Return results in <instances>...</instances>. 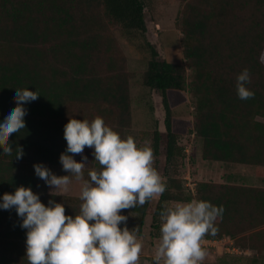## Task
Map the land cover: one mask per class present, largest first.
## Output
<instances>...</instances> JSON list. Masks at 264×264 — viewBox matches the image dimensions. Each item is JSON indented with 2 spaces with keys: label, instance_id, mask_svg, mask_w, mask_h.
<instances>
[{
  "label": "trees",
  "instance_id": "obj_1",
  "mask_svg": "<svg viewBox=\"0 0 264 264\" xmlns=\"http://www.w3.org/2000/svg\"><path fill=\"white\" fill-rule=\"evenodd\" d=\"M181 1L186 64L161 58L147 39L142 0H0V116L15 105L14 88L39 92L25 105L26 127L9 137L13 152H0V195L30 185L45 204L65 198L39 192L33 164L43 162L55 174L54 167L64 170L59 156L66 149L63 132L69 118L102 117L122 136L131 126L129 79L134 74L127 68L116 26L141 38L150 53L143 83L162 97L168 164L184 155L180 134L192 131L203 139L205 159L264 165V0ZM244 68L251 77L247 86L255 92L246 100L235 87ZM189 92L196 98L191 123L174 114ZM161 135L154 131L155 154ZM19 147L24 155L17 160ZM84 154V170L99 168L91 148L86 146ZM74 158L79 161L81 155ZM173 186L180 187L179 181L166 183L156 213L165 200L184 199L179 191H170ZM187 199L224 207L217 234L206 238L227 234L244 247L264 250V187L201 180ZM149 201L135 207L141 223ZM20 223L15 209H0V264H28L26 229Z\"/></svg>",
  "mask_w": 264,
  "mask_h": 264
},
{
  "label": "clouds",
  "instance_id": "obj_2",
  "mask_svg": "<svg viewBox=\"0 0 264 264\" xmlns=\"http://www.w3.org/2000/svg\"><path fill=\"white\" fill-rule=\"evenodd\" d=\"M250 80L247 68L236 75V93L242 100L255 95L247 86ZM12 95L15 105L0 116V152L5 154L13 152L9 137L26 127L25 105L36 100L39 92L14 88ZM63 135L66 149L59 160L67 174L57 175L43 162L34 163L33 168L53 196L67 193L73 178L80 181L78 212L66 214L64 203L52 199L45 204L30 185L0 195V209H15L20 227L26 229L28 264H139L142 241L138 228L129 229L122 210L142 206L166 189L153 165L152 148L137 145L131 134L122 136L99 116L91 121L69 118ZM86 146L100 165L90 168L87 176ZM75 154L81 155L79 161ZM23 155L19 147L16 159ZM223 212V205L204 199L165 203L159 213L153 264H202L207 256L202 240L206 234H217L216 221Z\"/></svg>",
  "mask_w": 264,
  "mask_h": 264
},
{
  "label": "rangeland",
  "instance_id": "obj_3",
  "mask_svg": "<svg viewBox=\"0 0 264 264\" xmlns=\"http://www.w3.org/2000/svg\"><path fill=\"white\" fill-rule=\"evenodd\" d=\"M142 1L145 5V20L148 28L146 33L147 39L157 47L161 58H165L171 62H183L186 64L187 60L183 54V32L179 24V17L184 6V1ZM114 32L125 53L127 68L134 74L129 79L132 124L130 127L124 128L123 134L125 137L131 134L135 138L137 145H148L152 148L154 155L153 165L168 185L173 179L180 183V187L173 186L170 191H179L184 199L165 200L162 205L165 203L171 205L178 201H187L188 197L195 195L196 184L201 180L264 187V165L205 159L203 158V139L192 131L183 132L178 138V144L183 148L184 155L178 157V160L174 163H167V137L164 125L165 111L162 106V97L158 91L148 88L143 83V74L147 69L150 56L148 48L141 38L129 37L120 26H116ZM187 73L190 77V68H187ZM195 104L196 98L189 92L187 101L177 106L174 114L191 123L194 120ZM156 129L162 133L159 154H155L153 148V136ZM96 166L100 167L99 164H96ZM53 169L57 172V175L67 174L65 170L62 171L59 167H54ZM84 171L85 176H87L88 170ZM69 175L71 174L69 173ZM38 189L39 192L50 193L46 191L48 186L40 178ZM60 196H65V198L58 199L64 203L65 212L66 206L73 209L74 204H77L74 202L76 200L75 197ZM159 197L160 194L149 201L154 211L159 204ZM72 211L66 212V214H75L74 210ZM156 222L158 226H153L152 223L151 230H158L160 225L158 218ZM148 228L150 229V227ZM147 231L146 236H149L150 234ZM224 236L228 235L216 238L219 240ZM147 238L145 237L146 241H142V253H148V248H152L154 245ZM232 238L235 246L249 248L251 249V253L245 254L233 251L229 239L211 242L202 241V246L207 249V256L202 264L210 262L215 264H264V250L260 252L258 249L249 246L244 247L237 242L236 237Z\"/></svg>",
  "mask_w": 264,
  "mask_h": 264
},
{
  "label": "crops",
  "instance_id": "obj_4",
  "mask_svg": "<svg viewBox=\"0 0 264 264\" xmlns=\"http://www.w3.org/2000/svg\"><path fill=\"white\" fill-rule=\"evenodd\" d=\"M80 181L76 180L75 178L72 179V183L70 185L69 191L67 193H65L64 195L66 196H71V197H75V203L72 207L70 208L71 210L68 212H73L72 210H74L75 212L79 211V207L81 201L79 200V187H80ZM47 192H49V188L46 190ZM152 209V204H148L147 209H146V213L144 216V222L141 223V211L138 208H133V209H123V210H127V216H128V220H127V226L129 227V229L136 227L138 228V236L141 239V241H146L145 237H148L147 239L154 243V241L158 238L159 236V229H160V225L158 230L154 229L151 230V226L152 223L154 221V217L159 219V214L156 213V210L154 211ZM71 214V213H70ZM123 223L121 224V227H123ZM158 226V225H157ZM156 226V227H157ZM150 227V229L148 228ZM148 230V231H147ZM146 231L149 232L148 234H150L149 236H146ZM145 239V240H144ZM153 247L152 248H148V253L144 252V253H140V261L139 264H153V260H152V255H153Z\"/></svg>",
  "mask_w": 264,
  "mask_h": 264
},
{
  "label": "built area",
  "instance_id": "obj_5",
  "mask_svg": "<svg viewBox=\"0 0 264 264\" xmlns=\"http://www.w3.org/2000/svg\"><path fill=\"white\" fill-rule=\"evenodd\" d=\"M226 239H229L230 243L232 244L231 249L233 251H236L239 253H245V254L251 253V249H249V248H241L239 246H235L233 238L230 235L224 236L223 238H221L219 240L217 238H206V237H204V239L202 241H207V242L210 241L211 242V241H222V240H226Z\"/></svg>",
  "mask_w": 264,
  "mask_h": 264
}]
</instances>
